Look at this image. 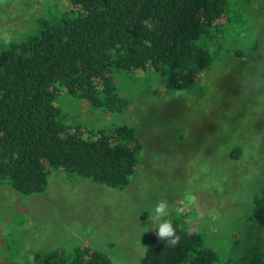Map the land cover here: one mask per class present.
<instances>
[{"label": "rangeland", "instance_id": "obj_1", "mask_svg": "<svg viewBox=\"0 0 264 264\" xmlns=\"http://www.w3.org/2000/svg\"><path fill=\"white\" fill-rule=\"evenodd\" d=\"M226 1L223 50L191 89H166L148 72L117 74L127 105L120 115L57 97L67 123L133 129L137 168L122 191L61 170L48 174L40 194L0 183V257L24 264L87 246L113 264H138L159 200L168 203L167 219L200 234L222 257L264 253V228L248 220L251 199L264 187V0ZM61 8H69L66 0H0V43Z\"/></svg>", "mask_w": 264, "mask_h": 264}, {"label": "trees", "instance_id": "obj_2", "mask_svg": "<svg viewBox=\"0 0 264 264\" xmlns=\"http://www.w3.org/2000/svg\"><path fill=\"white\" fill-rule=\"evenodd\" d=\"M66 1L69 8L47 12L18 39L0 43V183L26 196L44 192L48 174L58 170L122 191L137 168L133 129L67 123L57 97L76 96L92 110L120 115L127 105L115 75L148 72L161 77L166 89L185 91L223 50L226 0ZM148 18L151 31L143 23ZM169 220L179 236L176 245L152 230L138 264H264V253L222 257L200 234ZM248 220L264 228V187L251 199ZM0 264L15 263L0 257ZM24 264L113 262L82 246L68 254H37Z\"/></svg>", "mask_w": 264, "mask_h": 264}, {"label": "clouds", "instance_id": "obj_3", "mask_svg": "<svg viewBox=\"0 0 264 264\" xmlns=\"http://www.w3.org/2000/svg\"><path fill=\"white\" fill-rule=\"evenodd\" d=\"M144 26L149 31L153 30L154 22L151 18L144 20ZM150 46L149 41H145ZM149 220L154 224L150 230H155V234L160 241H165L167 244L174 246L179 240L176 235L175 228L172 222L167 219L169 215L168 203L165 200H159L155 203L154 207L149 211Z\"/></svg>", "mask_w": 264, "mask_h": 264}]
</instances>
